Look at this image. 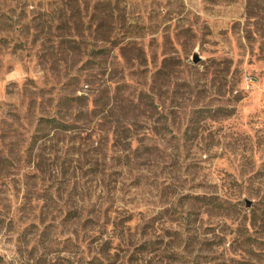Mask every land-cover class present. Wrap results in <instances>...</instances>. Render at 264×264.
Returning <instances> with one entry per match:
<instances>
[{
	"label": "rangeland",
	"instance_id": "1",
	"mask_svg": "<svg viewBox=\"0 0 264 264\" xmlns=\"http://www.w3.org/2000/svg\"><path fill=\"white\" fill-rule=\"evenodd\" d=\"M262 196L264 0H0V264H264Z\"/></svg>",
	"mask_w": 264,
	"mask_h": 264
},
{
	"label": "trees",
	"instance_id": "2",
	"mask_svg": "<svg viewBox=\"0 0 264 264\" xmlns=\"http://www.w3.org/2000/svg\"><path fill=\"white\" fill-rule=\"evenodd\" d=\"M47 122H50V123H55L57 126L61 127V128H64V127H67V124L66 123H62L60 121H57L56 119H47ZM263 196L258 199V202H261L263 201Z\"/></svg>",
	"mask_w": 264,
	"mask_h": 264
},
{
	"label": "water",
	"instance_id": "3",
	"mask_svg": "<svg viewBox=\"0 0 264 264\" xmlns=\"http://www.w3.org/2000/svg\"><path fill=\"white\" fill-rule=\"evenodd\" d=\"M198 61H200V57L198 55H195L194 57V62L197 63ZM251 202L247 201V205L250 206Z\"/></svg>",
	"mask_w": 264,
	"mask_h": 264
}]
</instances>
